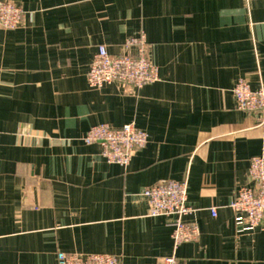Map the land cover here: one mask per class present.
<instances>
[{
    "label": "crops",
    "instance_id": "1",
    "mask_svg": "<svg viewBox=\"0 0 264 264\" xmlns=\"http://www.w3.org/2000/svg\"><path fill=\"white\" fill-rule=\"evenodd\" d=\"M0 28V264H56L59 251L123 264H264V228L230 208L264 153L259 112L238 110V79L264 88V0H10ZM143 33L158 79L90 88L99 46L123 53ZM133 124L148 143L125 167L82 138ZM187 184L182 218L196 240L174 247V217L148 215L143 191ZM216 209L212 216L210 209Z\"/></svg>",
    "mask_w": 264,
    "mask_h": 264
},
{
    "label": "built area",
    "instance_id": "2",
    "mask_svg": "<svg viewBox=\"0 0 264 264\" xmlns=\"http://www.w3.org/2000/svg\"><path fill=\"white\" fill-rule=\"evenodd\" d=\"M22 8L10 0H0V28H17L23 18ZM124 52L110 55L104 46H99L86 73L90 88L99 89L105 84L118 83L140 89L158 79V68L147 54V43L143 33L127 39ZM235 105L244 112H259L258 126H264V88L252 90L248 82L238 79L232 88ZM86 144L101 145L102 157L109 163L127 166L135 153L148 143V133L133 124L110 127L98 124L90 127L82 138ZM248 178L251 185L240 186L230 202L236 214L237 224L243 229L264 228V153L251 157ZM142 195L148 203V215L174 217L172 227L174 247L196 240L199 228L196 223L185 222L183 217L193 209L187 205V184L174 180H162L146 188ZM212 216L216 209L211 208ZM56 264H123L117 257L107 254H89L59 251ZM151 264H182L175 255Z\"/></svg>",
    "mask_w": 264,
    "mask_h": 264
}]
</instances>
